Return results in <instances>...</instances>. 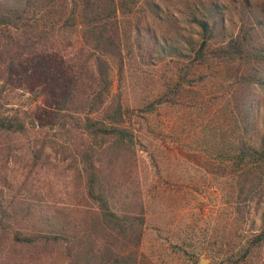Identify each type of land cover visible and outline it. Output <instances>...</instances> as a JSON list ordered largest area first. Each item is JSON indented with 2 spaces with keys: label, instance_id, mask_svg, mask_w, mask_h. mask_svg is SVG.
Wrapping results in <instances>:
<instances>
[{
  "label": "rangeland",
  "instance_id": "1",
  "mask_svg": "<svg viewBox=\"0 0 264 264\" xmlns=\"http://www.w3.org/2000/svg\"><path fill=\"white\" fill-rule=\"evenodd\" d=\"M145 1L120 9V26L127 31L140 20L161 48L152 60L135 51L125 55L120 82L111 63L112 90L122 94L134 146L121 167L106 170L104 191L113 196L115 210L138 211L137 205L142 206L139 264H193L192 256L198 258L197 264L201 260L224 264L226 257L234 256L237 244L259 230L264 215L263 203L249 221L239 223L230 207L231 173L227 163L218 159L232 138L224 79L204 70L201 80L198 71L191 69L177 105L148 109L167 84L181 82V68L192 64L189 52L198 43L192 18L207 13L215 2L225 31L234 37L240 27V0H148L155 14L144 11ZM250 4L264 7V0H250ZM53 40L51 53L58 70L84 63L75 32L57 34ZM174 50L186 53L185 58L177 62L170 54ZM17 87L4 91V110L19 113L27 130L0 135V204L10 215L9 226L0 232V264H69L64 245L14 250L11 238L15 233L49 235L61 228L71 233L88 230L98 205L87 198L79 162L85 138L69 126H41L52 116L44 98H36L41 87L27 79ZM260 96L259 132L264 123V91ZM41 146L42 160L35 166L33 156ZM263 258L261 243L251 247L245 264H263Z\"/></svg>",
  "mask_w": 264,
  "mask_h": 264
},
{
  "label": "trees",
  "instance_id": "2",
  "mask_svg": "<svg viewBox=\"0 0 264 264\" xmlns=\"http://www.w3.org/2000/svg\"><path fill=\"white\" fill-rule=\"evenodd\" d=\"M138 3L139 0H0V135H19L27 130L19 113H5L6 88H20L25 79L37 83L41 90L36 98L42 96L52 112L50 121L40 125L61 129L69 126L85 138L79 162L86 177L87 198L98 205L88 230L71 233L61 228L49 235L15 233L12 249L46 250L64 245L71 259L69 264H139L137 250L145 221L142 206L137 205L138 211L115 210L113 196L104 191L106 170L113 172L121 167L134 146L122 94L112 90L111 63L116 66L120 82L125 55L135 51L152 60L161 48L149 26L140 20L127 31L121 28L120 9ZM238 3L240 27L234 37L225 31L215 2L207 13L192 18L191 23L198 29L197 47L189 52L192 64L181 68V82L167 84L148 110H155L157 105H177L182 84L190 82L191 69L198 71L201 80L204 70H212L224 79L232 138L223 149L227 150L219 151L222 153L218 159L227 163L231 173L230 207L236 220L245 223L264 203V123L259 132V106L263 101L260 93L264 91V7H252L250 0ZM142 7L155 14L148 0ZM71 31L79 38V51L85 60L58 70L51 53L53 38ZM170 54L178 62L186 53L174 50ZM43 148L34 153L35 166L41 163ZM9 219L8 210L0 204V232L9 226ZM98 242L101 245L96 249ZM261 243L264 215L259 230L251 233L250 240L237 244L234 256L226 257L224 264H245L251 247ZM190 262L197 264L198 258L192 256Z\"/></svg>",
  "mask_w": 264,
  "mask_h": 264
},
{
  "label": "water",
  "instance_id": "3",
  "mask_svg": "<svg viewBox=\"0 0 264 264\" xmlns=\"http://www.w3.org/2000/svg\"><path fill=\"white\" fill-rule=\"evenodd\" d=\"M199 264H207V263H205L204 260H201V261L199 262Z\"/></svg>",
  "mask_w": 264,
  "mask_h": 264
}]
</instances>
